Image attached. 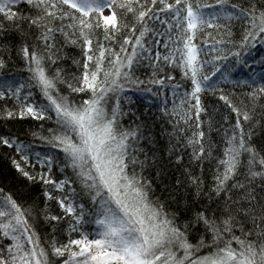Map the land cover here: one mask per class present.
Listing matches in <instances>:
<instances>
[{
  "label": "snow or ice",
  "instance_id": "snow-or-ice-1",
  "mask_svg": "<svg viewBox=\"0 0 264 264\" xmlns=\"http://www.w3.org/2000/svg\"><path fill=\"white\" fill-rule=\"evenodd\" d=\"M0 17V120L39 122L0 135L19 184L0 186V264H264V55H246L264 0H0Z\"/></svg>",
  "mask_w": 264,
  "mask_h": 264
},
{
  "label": "trees",
  "instance_id": "trees-1",
  "mask_svg": "<svg viewBox=\"0 0 264 264\" xmlns=\"http://www.w3.org/2000/svg\"><path fill=\"white\" fill-rule=\"evenodd\" d=\"M20 8H24V5H20L16 10H19ZM2 19V17H0ZM7 40L12 41L13 43H16L18 40V37L15 36V34H9L7 36ZM4 42V41H0ZM69 51H73L70 49ZM252 57L258 58L259 56L264 55V46L257 45L255 49L252 50L250 54ZM15 56V52H14ZM16 63L9 65V71H13L14 69H19L22 67L23 61L19 57H15ZM70 63V61H69ZM250 68H255L257 75L260 71L259 65H250ZM174 76L176 79H179L180 73L179 71L174 72ZM133 99V107L137 108L139 111H143L146 107H148L149 102H155V98L151 97L150 94L141 96L139 93H130ZM208 102L207 100L205 101ZM153 108H149V111H153ZM39 127V122H34L31 118H25L23 121L16 119V120H10V121H3L0 120V135H10L15 134L19 136L20 139H25V133L27 130L31 127ZM47 123L45 124V127H48ZM28 139H31L28 137ZM27 142V140H26ZM11 155V151L0 147V186L4 187L5 190L14 189L16 187H19V184L17 182V176L15 173V170L12 168L10 161L8 157ZM207 169L208 165H205V174L207 176ZM39 186L34 185L32 188V193L35 194L36 191H38Z\"/></svg>",
  "mask_w": 264,
  "mask_h": 264
}]
</instances>
